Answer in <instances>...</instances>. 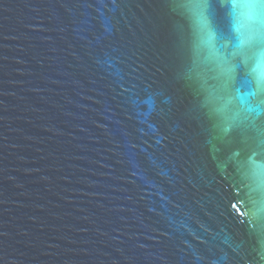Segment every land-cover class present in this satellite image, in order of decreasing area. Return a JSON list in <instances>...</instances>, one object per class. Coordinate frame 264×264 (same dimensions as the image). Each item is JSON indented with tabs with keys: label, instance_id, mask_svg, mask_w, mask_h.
<instances>
[{
	"label": "water",
	"instance_id": "obj_1",
	"mask_svg": "<svg viewBox=\"0 0 264 264\" xmlns=\"http://www.w3.org/2000/svg\"><path fill=\"white\" fill-rule=\"evenodd\" d=\"M0 264H264V0H0Z\"/></svg>",
	"mask_w": 264,
	"mask_h": 264
}]
</instances>
